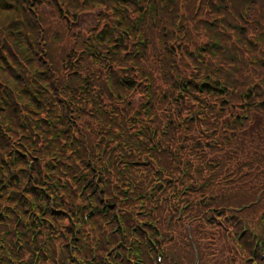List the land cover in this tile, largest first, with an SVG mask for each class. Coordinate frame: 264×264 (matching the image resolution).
Listing matches in <instances>:
<instances>
[{
	"label": "trees",
	"instance_id": "trees-1",
	"mask_svg": "<svg viewBox=\"0 0 264 264\" xmlns=\"http://www.w3.org/2000/svg\"><path fill=\"white\" fill-rule=\"evenodd\" d=\"M262 245L264 0H0V264Z\"/></svg>",
	"mask_w": 264,
	"mask_h": 264
},
{
	"label": "rangeland",
	"instance_id": "rangeland-1",
	"mask_svg": "<svg viewBox=\"0 0 264 264\" xmlns=\"http://www.w3.org/2000/svg\"><path fill=\"white\" fill-rule=\"evenodd\" d=\"M94 23H95V13L94 12H87L81 16L80 23H79L80 30L81 31H87L92 25H94ZM176 216H177V214L173 215L172 212L167 211L166 207H165V213L163 216L164 220H163L162 226L165 227L167 220L171 222V219L176 217ZM151 224H152V228L155 229L154 225L156 226V223L154 221H151ZM165 231L171 235L170 231H168L167 229ZM162 233L165 234L164 232H162ZM159 235L160 234H158V238H160ZM158 240H160V239H158ZM246 257H242V264H250V261L245 260Z\"/></svg>",
	"mask_w": 264,
	"mask_h": 264
}]
</instances>
